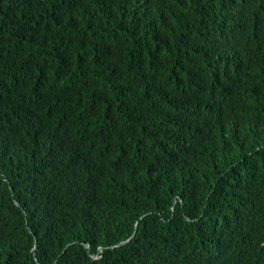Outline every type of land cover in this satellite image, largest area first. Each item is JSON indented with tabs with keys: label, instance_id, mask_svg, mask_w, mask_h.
<instances>
[{
	"label": "trees",
	"instance_id": "1",
	"mask_svg": "<svg viewBox=\"0 0 264 264\" xmlns=\"http://www.w3.org/2000/svg\"><path fill=\"white\" fill-rule=\"evenodd\" d=\"M34 254L264 264V0H0V264Z\"/></svg>",
	"mask_w": 264,
	"mask_h": 264
},
{
	"label": "water",
	"instance_id": "2",
	"mask_svg": "<svg viewBox=\"0 0 264 264\" xmlns=\"http://www.w3.org/2000/svg\"><path fill=\"white\" fill-rule=\"evenodd\" d=\"M17 205H19V204L17 203ZM135 234H136V232L133 233V235H132V237H131L130 239H128L127 241H124V242L119 243L117 246L125 245L126 243H128L129 241L132 240V238L135 236ZM85 247H86L87 249H89V246H88V245H86ZM103 250H104V248H100V249H99L100 252H102ZM92 257H93L94 259H97L99 256H98L97 254H95V255H93ZM34 259H35V261L37 262V264H39V262H38V260H37V256H36V254H34Z\"/></svg>",
	"mask_w": 264,
	"mask_h": 264
},
{
	"label": "clouds",
	"instance_id": "3",
	"mask_svg": "<svg viewBox=\"0 0 264 264\" xmlns=\"http://www.w3.org/2000/svg\"><path fill=\"white\" fill-rule=\"evenodd\" d=\"M176 203H177V200L174 201L173 210H175V208H176ZM144 216H145V215H144ZM144 216H142V218H143ZM137 227H138V222H137V224H136V229H135L134 233L136 232ZM131 237H132V236H131ZM131 237H130V238H131ZM130 238H129V239H130ZM125 241H127V240H125ZM122 242H124V241H122ZM120 243H121V242H120ZM126 244H127V243H126ZM98 256H99V255H98ZM98 258H99V257H98ZM98 258H97V259H98Z\"/></svg>",
	"mask_w": 264,
	"mask_h": 264
}]
</instances>
